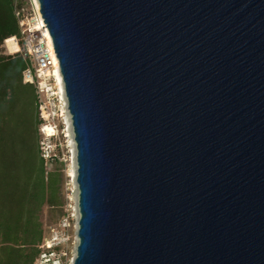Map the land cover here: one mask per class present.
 <instances>
[{"label":"water","instance_id":"1","mask_svg":"<svg viewBox=\"0 0 264 264\" xmlns=\"http://www.w3.org/2000/svg\"><path fill=\"white\" fill-rule=\"evenodd\" d=\"M77 145L74 264H264V0H38Z\"/></svg>","mask_w":264,"mask_h":264},{"label":"trees","instance_id":"2","mask_svg":"<svg viewBox=\"0 0 264 264\" xmlns=\"http://www.w3.org/2000/svg\"><path fill=\"white\" fill-rule=\"evenodd\" d=\"M18 34L14 0H0V264H33L49 231L43 210H57L62 217L65 205L64 164L41 155L35 88L22 76L26 59L4 53L5 40ZM28 85L32 96L20 91ZM19 95L28 103L17 113Z\"/></svg>","mask_w":264,"mask_h":264},{"label":"built area","instance_id":"3","mask_svg":"<svg viewBox=\"0 0 264 264\" xmlns=\"http://www.w3.org/2000/svg\"><path fill=\"white\" fill-rule=\"evenodd\" d=\"M19 34L15 39L26 59L23 82L35 88L41 155L49 162L59 161L65 170L78 169L77 145L69 101L54 42L38 0H14ZM72 141L75 148H72ZM75 154V158H74ZM70 175V173H68ZM76 198V202H75ZM79 187L67 183L64 215L49 228L41 252L33 264H74L78 247Z\"/></svg>","mask_w":264,"mask_h":264},{"label":"rangeland","instance_id":"4","mask_svg":"<svg viewBox=\"0 0 264 264\" xmlns=\"http://www.w3.org/2000/svg\"><path fill=\"white\" fill-rule=\"evenodd\" d=\"M3 49H4V53L5 54L13 55L7 50V48L5 46H3ZM21 90H25L30 96H32V94H33V86H31V85L24 86L22 89L20 88V91ZM27 103H28V99H25V101H24V98L20 97V95H19L17 97L16 103H15L16 112L18 113V111H22V108H25ZM17 109H18V111H17ZM36 118H37V113H36ZM72 148L73 149L75 148L73 146V144H72ZM49 167H52V166H49ZM72 170H73V167H72V169L70 171H67V170L64 169L63 183H62V186H61V193H62L63 197H65V195H66L67 183L71 182V179L73 181V177L68 175V173L71 174ZM74 182L75 181H73V183ZM75 202H76V198H75ZM41 216H42V219H43V222H44V228L46 230H48L53 225H56L58 223V221L61 219L59 211L54 210V209H49L48 207H46L43 210Z\"/></svg>","mask_w":264,"mask_h":264},{"label":"bare ground","instance_id":"5","mask_svg":"<svg viewBox=\"0 0 264 264\" xmlns=\"http://www.w3.org/2000/svg\"><path fill=\"white\" fill-rule=\"evenodd\" d=\"M7 46H8V49H9V51H10L11 53L17 52V51H19V49H20V46H19L18 43L15 41V39H9V40L7 41ZM72 144H73V146H74L73 141H72ZM74 147H75V146H74ZM74 158H75V154H74ZM70 176L73 177V181L76 182V179H77V169H76V168L73 169V170L71 171Z\"/></svg>","mask_w":264,"mask_h":264}]
</instances>
